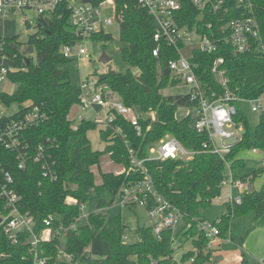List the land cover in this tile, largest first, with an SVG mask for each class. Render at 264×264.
<instances>
[{
  "label": "trees",
  "instance_id": "1",
  "mask_svg": "<svg viewBox=\"0 0 264 264\" xmlns=\"http://www.w3.org/2000/svg\"><path fill=\"white\" fill-rule=\"evenodd\" d=\"M181 1L189 16L187 21L194 22L198 12L189 0ZM118 2V9L125 13L124 22L119 26L120 39L126 44L121 48L122 60L138 67L139 74L108 68L100 75L98 85L103 87L104 96L116 98L129 107L137 106L144 113H155L157 118H140L142 133L139 135L131 122L122 115H116L114 125L120 126L122 132L115 134L110 128L101 129V138L106 142L103 150H94L88 137V131L97 127L96 121L84 119L76 125L69 117L71 108L80 102V88L71 77L76 58L65 57L62 52L64 45L79 40L77 30L69 20L68 10L61 8L57 14L37 16L38 30L30 34L27 41L34 46L37 61L31 57L27 59L21 53L16 38L0 40V47L14 61L16 70L9 77L17 84L13 93H2L0 99L7 107L18 106L14 116L25 112L27 102L42 108L46 119L26 130L25 135L30 149L50 139L52 147L48 144L47 148H51L58 174L57 180L52 181L43 177L40 164L33 160H29L25 169H20L14 156H5L6 167L12 171L16 187L22 195L21 210L34 216L35 231L39 232L44 228L43 220L48 215H54L55 225L68 226L80 216L81 204L99 200L98 209L89 214L86 224L70 230L63 239L56 238L42 244L50 256L49 264H211L210 240L198 229L197 221L205 218L202 209L221 195L228 178L227 164L231 170L244 168L246 162L240 156L242 151L253 147L264 149V111L253 134L248 117L238 109L235 120L243 123V138L224 157L201 151L188 160H146L150 157V149L167 135L176 137L189 150H203L202 144L208 136L194 128L191 114L183 118L176 116L179 107H196L189 93L166 95L163 92L179 83L163 73L164 64L178 56L176 50L163 45L160 54L155 56L153 49L157 43L151 16L135 0ZM253 2L254 14L261 27L262 48L255 44L252 50L234 55L229 47L222 44L214 53L194 51L193 59L199 65V78L221 92L224 87L212 69L217 58L223 57L219 67L228 79L227 87L235 96L245 100L264 95V0ZM235 15L230 14L226 21ZM205 21H213L215 30L221 24L215 17H207ZM201 30L211 34L205 25L201 26ZM91 39L109 41L112 33L100 32L93 34ZM130 149L138 159L145 160L146 173L152 178L158 193L183 213L184 227L175 236L171 230H165L158 238L152 225H144L135 229V242H125L127 224L120 215L112 216L104 210L106 202L102 194L106 190L111 192L112 202H119L124 187L144 178L142 172L129 171ZM104 153H108L114 162L122 164L124 171L118 174L101 172L102 183L97 184L92 167L99 165ZM262 174L264 168H257L242 176L241 180L246 185H252ZM69 197L76 202H67ZM225 206V213L218 218L220 237L225 238L228 234L232 241L242 243L243 237L232 233L233 219L253 214L256 220L264 214V182L260 190L249 191L246 188L241 204L227 202ZM181 234L185 241H192L193 249L182 252L181 257L176 259L174 254L184 240ZM30 237V233L23 232L19 242L14 244L0 226V254H4L0 255V264H27L23 257L28 255ZM94 239L107 243V256L96 258L87 250ZM60 245L73 256L72 261L57 262Z\"/></svg>",
  "mask_w": 264,
  "mask_h": 264
},
{
  "label": "built area",
  "instance_id": "2",
  "mask_svg": "<svg viewBox=\"0 0 264 264\" xmlns=\"http://www.w3.org/2000/svg\"><path fill=\"white\" fill-rule=\"evenodd\" d=\"M119 0H0V18H9L16 12L33 10L37 16L57 14L62 9L69 12L71 25L77 30L79 40L74 44L63 46L62 52L65 57L90 59V54L85 42L91 39L93 34L108 32L109 28L120 26L125 19L123 10L118 9ZM137 5L147 11L151 16L154 28V40L157 43L153 54L158 56L163 45L174 48L177 57L167 63L170 69L169 77L178 80L177 86L185 87L192 101L196 102V115L194 128L198 132L207 134L208 139L203 142V150H189L176 137L167 135L150 149V157L146 160L166 159H192L201 151L226 156L234 145L242 140L244 127L242 122L235 120L238 113V103L241 101L251 102L252 111L263 109L264 95L252 100L241 99L233 94L227 87L228 79L225 72L219 66L224 58H217L212 71L218 76L224 87L218 92L212 89L197 75L198 63L194 62V51L214 53L222 44L229 47L234 55L252 50L257 44L262 46L261 27L254 14L253 0H189L198 12L194 22L187 21L188 15L184 10L181 0H135ZM230 14L234 17L226 18ZM207 17H215L221 24L215 30L213 21H205ZM28 21L29 20H25ZM182 21H186L182 23ZM211 30V34L203 32L201 26ZM0 52H4L0 47ZM9 62H0V84L10 80V73L15 71L12 58ZM99 80V79H98ZM94 77L81 78L79 82L80 102L79 108L82 114L77 116L79 122L85 119L86 111L94 113V121L110 128L115 134H121L120 126H115L116 115H122L135 127L137 133H142L140 117L132 116L134 107L125 105L116 98H108L103 94V87L98 85ZM4 92H0L2 94ZM0 102L1 99H0ZM3 104V102H2ZM25 112L6 115L0 110V226L8 239L17 244L23 232L31 234L28 255L23 257L27 264H49L50 256L42 248L44 242H51L56 238L63 239L70 231L80 225L81 218L85 215L86 204L80 206V216L68 226L55 225L54 215H48L44 221V228L36 232V220L29 211H22V195L16 187L15 177L6 167L5 156H14L17 166L25 169L29 160L40 164L42 175L50 180H57L58 174L55 169L56 161L53 158L48 144L52 147L50 139L38 144L33 149L27 142L26 130L36 126L46 119V114L39 105L27 102ZM264 111V110H263ZM219 139L218 146L215 138ZM5 149V150H4ZM5 151V152H4ZM7 151V153H6ZM131 167L129 171L142 172L144 178L134 184L124 187L118 204L123 206L141 205L148 211L154 233L161 238L162 232L171 230L177 234V227L183 221V213L163 198L157 191L150 175L146 173L144 159H138L130 149ZM252 153L262 152L264 149L253 147ZM4 156V157H3ZM264 168V157L261 160ZM229 168V164H227ZM227 183V179L224 184ZM242 193L248 185L242 180L234 183ZM67 202H76L68 198ZM231 204H241L243 196H231ZM218 221H210L206 218L197 221L198 229L210 240V244L221 239ZM125 238V237H124ZM229 241L231 240L228 236ZM177 246V244H176ZM4 256L3 253L0 254ZM73 256L66 252L62 245L58 246L56 256L59 261H72ZM194 259L192 258L191 261ZM264 264V260L261 262Z\"/></svg>",
  "mask_w": 264,
  "mask_h": 264
},
{
  "label": "rangeland",
  "instance_id": "3",
  "mask_svg": "<svg viewBox=\"0 0 264 264\" xmlns=\"http://www.w3.org/2000/svg\"><path fill=\"white\" fill-rule=\"evenodd\" d=\"M36 18L37 12L33 10H26L24 12H16L11 15L9 18H0V40L9 38H16L20 43L19 49L21 53L33 61H37L36 50L33 45L27 43L28 36L37 32L38 28L36 27ZM29 20L28 27L25 20ZM109 32L112 33V39L109 41H100L94 39H88L85 42V46L89 51L90 59H82L80 61L76 60L75 64L71 68V77L74 84H79L81 78L94 77L99 79L100 75L105 72L108 68H111L118 72H126L130 70L135 75L139 74V68L132 66L122 60L121 48L126 44L120 39V28L118 25H114L109 28ZM15 46V44H13ZM4 53V52H2ZM0 52V62H9V58ZM103 54H106L111 58L109 63H104L101 59ZM17 84L11 80L5 81L0 84V92L4 93H13L16 90ZM185 87H169L163 92L166 95L177 94L185 92ZM75 107V106H74ZM71 110L73 112L74 110ZM238 107L243 113L248 117L250 126L252 128L253 134H255L256 129L259 125L260 114L264 110V100H263V109L254 112L252 111L251 102L241 101L238 103ZM0 110L6 115L13 114L18 110L17 105H12L10 107L5 106L0 102ZM71 116L73 119H77L80 112L74 111ZM88 112L85 114L87 117ZM191 114L194 118L196 115V109L193 107H179L176 111V116L178 118H183L185 115ZM84 115V116H85ZM131 115L137 116L143 119H146L148 116H151L153 119H156L155 113H144L139 107L135 106ZM78 123L76 120L75 124ZM101 129L103 126L99 123L95 129L89 131V139L93 149L103 150L105 147V142L101 138ZM218 146L219 139L215 138ZM240 156L245 159L246 166L241 169L231 170L227 169V183L224 184L221 190V195L217 198H214L211 205L205 209H202V213L205 218L214 222L218 220L226 211L225 203L228 193H232L234 196H243L242 191L234 184L241 180V177L244 175L250 174L254 169L263 168L261 160L264 157L262 152L252 153L251 150H245L240 153ZM123 165L114 162L108 153L102 154L100 158L99 165L92 167L94 171V179L96 183L102 182L101 172H120L122 171ZM264 182V174L258 176L254 182V187L256 190H260ZM101 184V183H100ZM103 199L107 205V213L112 216L120 215L122 219L127 224L126 236L124 238L125 242H135L137 240L135 229L138 226H149L151 225V220L148 216V211L145 207L141 205L136 206H123L121 204L112 202L111 192L106 190L102 194ZM98 199L92 200L89 204H86L85 215L81 218L80 224H86L88 222L89 214L96 209ZM233 205V204H231ZM183 223L181 222L177 229L182 228ZM232 233L236 237H243V242H235L228 240V234L226 238L220 239V244H214L213 248L217 251H221L223 254L221 257L213 253L212 264H222L219 262L218 257L221 259L229 257V264H262L261 261L264 260V214L261 217H258L254 220L253 214H248L245 216L235 217L231 226ZM229 241V242H228ZM179 243V241H178ZM91 252L93 257L103 258L108 255L109 247L105 241L94 239L87 248ZM213 250V249H212ZM182 251L176 250L174 256L176 259L181 257ZM238 256V259H237Z\"/></svg>",
  "mask_w": 264,
  "mask_h": 264
},
{
  "label": "crops",
  "instance_id": "4",
  "mask_svg": "<svg viewBox=\"0 0 264 264\" xmlns=\"http://www.w3.org/2000/svg\"><path fill=\"white\" fill-rule=\"evenodd\" d=\"M75 106V107H74ZM73 107H74V110H73V112L74 111H79L80 112V114H82V112H81V110H80V108H79V105H74ZM73 107L71 108V110L73 109ZM71 112L72 111H70V115H69V117H70V119L71 120H74L75 122H76V118L75 119H73V117L71 116ZM73 112H72V114H73ZM79 115V114H78ZM85 115V114H84ZM88 117L85 115L84 117H85V119H87V120H93L94 119V113L92 112V111H90V112H88ZM77 124H79V121H78V123ZM76 124V125H77ZM98 124V123H97ZM88 133H89V131H88ZM88 137H89V135H88ZM91 141V140H90ZM105 142V141H104ZM105 145H106V142H105ZM95 150V149H94ZM123 168H124V166H123ZM124 171V169L122 170V171H120V172H113V171H108V172H113V173H115V174H118V173H121V172H123ZM102 172H104V171H102ZM255 182V181H254ZM254 182L252 183V190H256L255 189V187H254ZM100 183H102V182H100ZM100 183H97V184H100ZM249 186V185H248ZM249 189V188H248ZM231 196H234L231 192L230 193H228V196H227V198H226V200L228 199V203H230L229 202V199H230V197ZM226 202V203H227ZM113 203H117V202H113ZM118 204V203H117ZM231 204V203H230ZM98 208H97V206H96V209L95 210H97ZM106 209H107V205L104 207V210L106 211ZM207 219V218H206ZM182 223H183V225H182V228L184 227V222L182 221ZM182 228H179V230L177 229V233H179V232H181V230H182ZM181 237L183 238V235L181 234ZM224 238V237H223ZM226 238V237H225ZM184 239V238H183ZM231 239V238H230ZM229 240V239H228ZM220 239L219 240H216V241H214V242H212L211 244H210V246L208 247V249L211 251V260H212V257H213V253L215 254V255H219L220 257H221V255L223 254L221 251H217V252H214V251H216L214 248H213V246H214V244L216 245V244H220ZM230 241H232V240H230ZM229 242V241H228ZM236 242V241H235ZM179 245V244H178ZM193 249V245H192V241L191 240H189V241H185V239L183 240V242L181 243V246H180V248L178 249V250H180V251H182V252H184V251H189V250H192ZM213 249V250H212ZM220 257H218V259H219V262L220 263H222V264H229L228 263V260H229V257L227 256V257H225V258H223V259H221ZM237 259H238V256H237ZM262 262V261H261ZM212 264V263H211Z\"/></svg>",
  "mask_w": 264,
  "mask_h": 264
},
{
  "label": "water",
  "instance_id": "5",
  "mask_svg": "<svg viewBox=\"0 0 264 264\" xmlns=\"http://www.w3.org/2000/svg\"><path fill=\"white\" fill-rule=\"evenodd\" d=\"M85 1H88V0H85ZM101 59L104 63H109L111 61V58L108 57L106 54H103ZM28 62H29V60H28ZM163 73H164V76H166V77H168L170 75V69H169L168 63L164 64V72ZM101 80H102V78H101ZM248 188H249V191H253L252 185H249Z\"/></svg>",
  "mask_w": 264,
  "mask_h": 264
}]
</instances>
